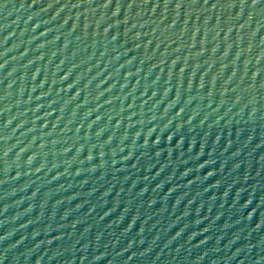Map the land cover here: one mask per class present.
<instances>
[{"label": "water", "instance_id": "obj_1", "mask_svg": "<svg viewBox=\"0 0 264 264\" xmlns=\"http://www.w3.org/2000/svg\"><path fill=\"white\" fill-rule=\"evenodd\" d=\"M264 151V0H0V264H152Z\"/></svg>", "mask_w": 264, "mask_h": 264}]
</instances>
